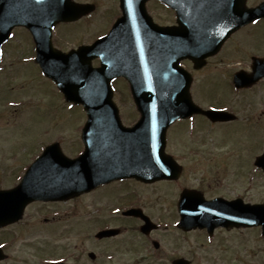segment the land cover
I'll return each instance as SVG.
<instances>
[{
  "label": "flooded vegetation",
  "instance_id": "1",
  "mask_svg": "<svg viewBox=\"0 0 264 264\" xmlns=\"http://www.w3.org/2000/svg\"><path fill=\"white\" fill-rule=\"evenodd\" d=\"M73 1L78 2L76 0ZM202 1L203 10L201 16L203 18H201V23L204 22V25H209L205 27L206 30L209 29L217 32L216 39L221 41V43L217 51L206 58L205 64L199 69H195L194 63L189 59L181 61V65L193 78L191 95L194 99L193 94L196 89L213 85L218 77L228 82L231 92L225 94L226 100L219 101L215 103L216 105L208 103L199 104L194 101L202 108H214L235 115V118L230 122L211 125L223 127V125L229 123L239 125L240 122L244 124L252 121L248 124L261 126L263 132L262 137L257 141V147L253 148V142L248 144L253 150V157L243 159L247 160L248 167H243V161H239L238 159L235 162L238 164V168H240V173L246 174L252 184H254L253 182L258 177L264 181V162L257 160L264 152V10L257 17L239 26L240 12L237 10L239 0ZM146 6L148 9L150 4L147 3ZM151 6L153 9V20L158 26L172 29L179 26L178 20H181V17L178 16L175 5L167 6L159 0H154L151 2ZM260 6L264 8V0H245V7L248 10L256 9ZM190 21L192 22V18H189ZM79 22L65 24L56 22L49 32V40L52 47L59 49L55 45V41L58 39L61 31L70 26L72 28L76 27ZM26 34L28 36L26 43L32 46V39L27 32ZM211 64L216 66H213L212 71L214 72L208 75L205 73V70ZM235 76L251 78L253 82L248 86L237 88L233 82ZM198 77L200 78V82L197 85ZM209 77L213 78L210 80ZM118 95L119 90L117 89L115 90V100L116 102L118 100L117 104L119 103ZM215 95H218L217 97L220 98V93H215ZM124 102L125 104H129L128 101L124 100ZM251 112L254 113L252 114L253 116H250ZM193 117L206 120L202 116ZM243 145L246 147L245 143ZM223 146L225 145H219V147ZM32 155V157H28L27 155V158L16 166L10 164V156L5 157L4 155H0V193L14 192L7 201H0V211H5L6 215H14L17 207L21 206L22 201L29 199V192L38 190L53 191L58 186V175L55 177L52 176L53 173L47 175L46 172L40 169V166H37L34 171L30 170L38 157V154L33 153ZM228 156L231 155H225L224 153L221 156L222 158L215 156L216 161L219 162L217 165L223 159L228 158ZM174 158L182 167L181 176L175 180H158L143 183L130 179L102 184L92 190V192H95L99 189L98 191L101 194L99 197L113 200L115 203L113 202L110 205L112 207L111 213L112 210H117V212L112 213L115 217L107 218L98 224H95L93 221H89L86 224L87 226H90L89 224L94 226V229L88 235H85L84 240L89 246L84 245L79 240L81 239L79 230L82 221L80 216L75 217L71 223V229L77 231V233L72 235L73 239L64 240L63 225H58L60 221L64 220L63 217L65 218V214H60L61 212H59L63 210L64 201L30 200L22 206L17 219L0 226V264H194L193 259L188 255L177 254L174 250L175 247L172 245L173 251L170 253L168 251H159L161 242L158 237H155V234L163 230H178L184 236L195 233L193 235L203 236L206 242L209 243L206 246H209L208 249L212 250L214 245L211 243L217 234L233 236L237 235L236 233L241 230L258 229L260 231L259 228H237L235 226H218L213 230H208L207 228L191 229L187 225L181 224L178 213L181 200V203L187 204V206H184L187 209L198 205L204 207L211 206L223 210L222 213L227 218H232L235 210L240 207L264 206V189L259 191L263 197H261L260 193L258 197H254L251 193L253 191L251 184L248 183L249 189L239 193L236 187L238 183L236 179L238 170L234 164L228 167L230 170L227 169L231 173L230 176L225 177L221 175L222 178L215 179L214 181L216 182L207 184L206 188H204L205 190H202L200 186H196L192 181H183L185 172L183 164L176 156ZM196 159V162L199 160L203 164L201 158ZM224 172L223 170L222 173ZM22 182L26 188L25 191L22 190ZM127 183H132V185ZM157 184H162L165 189L173 187L172 185L176 186L171 206L172 211L170 212L172 218L174 216L172 222L164 218V213L160 216L162 219L159 216L158 218H152L151 214L146 213L144 208L139 204H122L123 193H141V189ZM115 189L122 191L118 193L119 191H115ZM138 189H140L139 192ZM107 190L111 192V195H107ZM99 193L96 194L99 195ZM79 197L70 200H77ZM124 209H140V213L137 212L136 216L127 217L122 215ZM43 210L45 212L42 214ZM129 220L136 222H129L128 224ZM225 220L227 223L231 222L228 219ZM43 225H48V227ZM96 225L99 226L95 227ZM130 229L137 231L136 234L140 237L139 242L141 245L139 242H136L138 246L134 245V243H131L133 241L126 237V234H129V231H131ZM103 230H108L110 233L99 236L98 233ZM147 243L152 248L147 254L138 255L136 253V255L127 256V253H123L120 250L122 248L130 250L127 248L134 246L132 247L133 251L137 247L138 252H143L142 244ZM188 246L190 250L193 249L190 244ZM45 251L50 253H46ZM214 258L212 255L203 256L205 262L214 263Z\"/></svg>",
  "mask_w": 264,
  "mask_h": 264
},
{
  "label": "water",
  "instance_id": "2",
  "mask_svg": "<svg viewBox=\"0 0 264 264\" xmlns=\"http://www.w3.org/2000/svg\"><path fill=\"white\" fill-rule=\"evenodd\" d=\"M145 1L121 0L123 17L115 24L112 33L93 47L80 48L62 56L51 51L46 42L36 39V61L43 72L55 80L68 101L82 104L87 114L82 137L85 143L84 153L73 161L57 155V158L50 161V168L52 172L59 167L60 170L64 168V179L67 169L76 168L83 185L60 192L55 189L29 192V199L22 201L14 215L9 216L5 211H0V226L17 219L22 206L30 200L68 198L112 179L133 176L153 181L178 176V167L163 153L165 130L175 119L197 111L189 98L190 78L181 72L178 58L183 56L181 54L189 55L195 66L200 67L203 59L216 52L220 44L215 49L211 48L214 41L210 47L203 44L202 41L209 39L211 30L205 29L209 25L183 22L174 36L186 46L177 43L183 50L182 53H177L179 56L174 57L169 43L154 39L156 32H168L157 30L150 18L146 17L143 8ZM168 1L172 4L177 2L180 8L185 2ZM50 3L53 4L48 6ZM193 3L188 18L196 17L202 10L201 0H193ZM52 5H55V15L49 10ZM80 10L72 6L69 0H0V44L15 24H25L36 38L39 30L49 31V27L55 22L73 20L87 8L80 7ZM237 10L241 14L252 12L243 8V0H239ZM182 11L184 12L183 9ZM6 16L10 20L8 23L3 21ZM109 50L116 56H110ZM96 56L101 58V67L92 69L89 62ZM120 75L128 78L141 113L140 120L130 129L121 126L117 111L111 103L109 82ZM205 114L211 120L225 119L217 112ZM57 151L48 148L45 153L58 154ZM73 177L69 173V178ZM22 185V190L25 191L26 188ZM13 193L0 194V201H7ZM201 212V209L191 210L192 216L196 217ZM238 212L244 214L245 219L240 216L241 221L236 225L259 223L264 229V207L244 208ZM180 213L182 217L189 216L187 209L180 208ZM205 225L208 224L201 221L198 226Z\"/></svg>",
  "mask_w": 264,
  "mask_h": 264
},
{
  "label": "rangeland",
  "instance_id": "3",
  "mask_svg": "<svg viewBox=\"0 0 264 264\" xmlns=\"http://www.w3.org/2000/svg\"><path fill=\"white\" fill-rule=\"evenodd\" d=\"M76 1L93 3L96 11L93 19L81 21L76 27L72 28L70 26L61 31L55 45L63 51L76 48L81 43H88L95 39L97 35L105 33L110 27V23L118 16V0ZM152 6L151 4L149 6L151 15ZM26 36L24 29H18L15 32V39H11L9 44L4 45L2 48L4 57L0 64L2 67L0 72V155L10 156L9 162L14 166L25 160L27 155L32 157L33 153H39L40 145L46 142H60L61 145L63 144V151L67 156L77 155L78 150L82 147L79 135L81 124L85 118L81 109H79L80 111L77 108L65 109V103L58 96L57 91L51 87L50 82L41 77L38 67L33 64L34 62H22L24 58H33L34 56V53H31V46L25 42L27 40ZM214 64L208 66L205 70L206 74L210 75L214 72L212 71L213 66H216ZM209 78L211 80L213 77ZM217 80L211 86L196 89L193 94L194 100L199 104L208 103L212 105L226 100L225 94L231 92V87L225 79L218 77ZM123 82L121 81L118 87L126 89ZM199 82L200 78L198 77L197 85ZM215 93H220V98ZM7 102L16 103V106L7 107ZM18 103H20V106ZM119 103L120 108H122L121 118L123 123L126 125L134 123L139 117L134 106L130 108V105L125 104L122 94L119 95ZM252 114L254 113L251 112L250 116H253ZM206 122V120L198 118L195 119V123H192L193 130L186 129L185 124L176 125L171 129L173 142L171 141L168 152L174 154L183 164L185 171L183 181H192L196 186H200L202 190H205L207 184L216 182L214 180L222 178L221 175L230 176V168L228 167L235 164L238 170L236 187L239 193L249 189L248 183H250L251 189H253L252 195L258 197L259 191L264 189V181L258 177L252 184L246 174L240 173V168H238L235 161L236 159L243 161L242 166L248 167L247 160L243 159L253 157V150L248 144L253 142V148L257 147V141L262 137L263 132L261 126L248 124L252 122L249 121L243 126H240L243 123L240 122L239 127L229 123L221 128L213 125L209 126ZM242 143H245L246 147ZM219 145L225 146L219 147ZM224 153L232 157L228 156L217 165L219 162L216 161L215 156L222 158L221 156ZM196 158H201L203 164L199 160L196 162ZM227 162L229 163L227 164ZM223 170L224 173H222ZM127 184L132 185V183ZM172 186L165 189L162 184H157L152 187H145V189H138V192L140 190L141 193L125 192L122 196V204H139L146 213L151 214L152 218H158L159 216L162 219L160 216L164 213V218L172 222L174 216L172 218L170 212L172 211L171 206L175 194L174 190L176 189L175 185ZM98 190L95 192L90 191L77 200L64 201L63 210L59 212L65 214V218L63 217L64 220L58 224L63 225L64 240L73 239L72 235L77 233V231L71 229V223L77 216L82 218L79 230L81 239L79 240L86 246L89 245L84 240L85 235H88L94 229L92 224H89L90 226L86 224L89 221L98 224L107 218L115 217L111 213L112 207L110 206L114 201L99 197L101 194ZM108 190L107 195H111ZM115 191L120 193L122 190L115 189ZM96 193H99V195ZM261 197H263L262 194ZM44 212L43 210L42 214ZM129 222L135 223L136 221L129 220L127 223L129 224ZM113 223L115 224V222ZM43 226L48 227V225ZM136 232V230H131L129 234H126V237L133 241L131 243L138 246L136 242H139L140 237L137 236ZM257 232H259L258 229H247L241 230L233 236L217 234L211 243L214 245L212 250L208 249L209 246H206L209 243L206 242L204 237L193 235L195 233L184 236L178 230H163L157 232L155 237H158L161 242L159 251L170 253L173 251L172 245L175 247L174 250L177 254L188 255L193 259L194 264H264V239L260 238ZM139 244L141 245L140 242ZM188 244L193 247L192 250H190ZM132 247L127 248L131 251L124 248L120 250L127 253V256L136 255V253L138 255L147 254L152 250L148 243L142 244L143 252H138L137 247L133 251ZM205 255L215 257L214 263L205 262L203 259Z\"/></svg>",
  "mask_w": 264,
  "mask_h": 264
}]
</instances>
